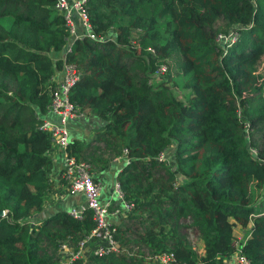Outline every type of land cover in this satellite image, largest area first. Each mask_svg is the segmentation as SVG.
<instances>
[{"label":"trees","instance_id":"16d2710c","mask_svg":"<svg viewBox=\"0 0 264 264\" xmlns=\"http://www.w3.org/2000/svg\"><path fill=\"white\" fill-rule=\"evenodd\" d=\"M54 1L0 0V264H60V244L75 249L93 225L89 209L80 220L42 213L54 162L39 126L62 61L50 53L68 38ZM85 9L95 37L74 39L64 58L80 71L69 101L101 125L85 142L69 134L66 153L95 180L125 157L115 178L133 206L115 228L116 251L68 264H149L161 253L226 264L236 248L264 264V0ZM235 226L248 233L238 243Z\"/></svg>","mask_w":264,"mask_h":264},{"label":"built area","instance_id":"2783aa9c","mask_svg":"<svg viewBox=\"0 0 264 264\" xmlns=\"http://www.w3.org/2000/svg\"><path fill=\"white\" fill-rule=\"evenodd\" d=\"M85 2L86 0H55L53 3L52 8L61 16L64 26L67 27L68 38H72V41L83 36L95 37L90 32ZM77 26H80V32L77 31ZM219 38L226 39L225 36H219ZM69 50L70 46L67 52L65 51V55ZM64 58L65 56L62 58L61 67L58 70L60 77L49 89L46 113L42 116L43 121L39 128L49 133L50 146L46 150V154L53 160L54 167L59 166L58 173L63 181L64 193L82 196V202L69 208L67 213L72 218L80 220L84 211L89 209L93 225L78 240L75 249L68 241L60 244L59 250L62 251L60 264H68L75 259L86 262L89 255L101 257L110 251H116L118 247L113 236L117 225L113 224L109 217L122 219L133 206L131 202L124 200L123 192L116 180L112 184L111 193L113 195L103 203L99 198L100 185L94 179L87 164L66 153L69 142L67 122L82 116V113L78 112L76 106L69 101L70 88L79 79L80 71L75 64L64 62ZM163 71L164 65H161L153 72V75H161ZM58 161H60L59 165ZM149 261H152L153 264H173L174 259L170 253H161L151 257ZM231 264H250V261L239 248H236L232 253Z\"/></svg>","mask_w":264,"mask_h":264},{"label":"crops","instance_id":"0c3cea01","mask_svg":"<svg viewBox=\"0 0 264 264\" xmlns=\"http://www.w3.org/2000/svg\"><path fill=\"white\" fill-rule=\"evenodd\" d=\"M77 31L80 32V26H77ZM72 38H68L66 44L63 48L54 53H50V56L53 60H62L65 56V51L69 49L70 43ZM53 83H56L57 79H59L58 70L53 74ZM54 119V118H53ZM100 120L95 119L89 115L82 114V116L75 118L74 120H70L67 122V129L70 134V138H76L83 142L90 140L97 132L100 126ZM124 158H113L112 161L108 164L107 168L100 174L97 182L100 185V200L104 203L107 202L112 192V184L116 180V174L124 165ZM60 161H58L59 165ZM59 166H55L52 168L49 179H50V189L47 192L46 198L43 202V211L42 213L51 212L55 210H68L73 206H77L82 202V196L79 194L77 195H68L64 193V186L63 181L59 177ZM41 213V214H42ZM110 218V221L115 224L119 225L120 220L119 218ZM235 229V230H234ZM232 234L237 241H240L243 238H246L248 233L246 229L242 230L238 226H235L232 230ZM224 261L226 264H230V259L227 257Z\"/></svg>","mask_w":264,"mask_h":264},{"label":"rangeland","instance_id":"374dc122","mask_svg":"<svg viewBox=\"0 0 264 264\" xmlns=\"http://www.w3.org/2000/svg\"><path fill=\"white\" fill-rule=\"evenodd\" d=\"M220 36H223V34L222 35H220ZM66 56V55H65ZM264 63V57H262L261 58V60H260V62H259V70H261V65ZM263 72H264V69H263ZM157 80V79H156ZM148 82H150V79H148ZM152 82V81H151ZM159 81L157 80V82L156 83H158ZM163 82H164V80H163ZM166 82V81H165ZM164 82V83H165ZM156 83L154 84V85H156ZM163 83V84H164ZM165 85H168V83H165ZM175 96H176V98H181L182 97V91L180 90V89H178V88H176V87H172L171 88V90H170ZM97 180V179H96ZM235 230V229H234ZM182 231H184V229L182 230ZM189 238V242H190V244L191 243H193L194 242V239L192 238V237H188ZM238 239V238H237ZM85 252H86V250H85ZM88 258V257H87ZM226 261H224V263H225ZM148 263L149 264H153V262L152 261H149L148 260ZM86 264V263H85Z\"/></svg>","mask_w":264,"mask_h":264},{"label":"clouds","instance_id":"9594fccd","mask_svg":"<svg viewBox=\"0 0 264 264\" xmlns=\"http://www.w3.org/2000/svg\"><path fill=\"white\" fill-rule=\"evenodd\" d=\"M125 159V158H124ZM125 162H127V160L125 159ZM248 236V235H247ZM238 240V239H237ZM235 238H234V241L233 242H240V241H237ZM232 253H233V251L231 252V254H230V256H228V258L230 259V264H231V261H232ZM226 259V258H225ZM224 259V260H225ZM226 263V262H225Z\"/></svg>","mask_w":264,"mask_h":264},{"label":"water","instance_id":"95a60500","mask_svg":"<svg viewBox=\"0 0 264 264\" xmlns=\"http://www.w3.org/2000/svg\"><path fill=\"white\" fill-rule=\"evenodd\" d=\"M164 157H167V156L165 155ZM0 214H1V212H0Z\"/></svg>","mask_w":264,"mask_h":264}]
</instances>
